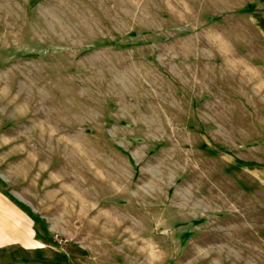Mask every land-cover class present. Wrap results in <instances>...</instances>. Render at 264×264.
Listing matches in <instances>:
<instances>
[{
    "label": "rangeland",
    "instance_id": "obj_1",
    "mask_svg": "<svg viewBox=\"0 0 264 264\" xmlns=\"http://www.w3.org/2000/svg\"><path fill=\"white\" fill-rule=\"evenodd\" d=\"M28 3L0 0V193L36 219V264L48 245L59 264L72 240H110L121 222L109 214L81 234L76 220L125 187L168 210L155 230L175 219L178 238H155L164 264H264V0ZM137 81L146 98L125 100ZM159 100L184 141H153L169 137ZM117 144L137 157V179ZM121 240L130 252L135 238Z\"/></svg>",
    "mask_w": 264,
    "mask_h": 264
},
{
    "label": "crops",
    "instance_id": "obj_2",
    "mask_svg": "<svg viewBox=\"0 0 264 264\" xmlns=\"http://www.w3.org/2000/svg\"><path fill=\"white\" fill-rule=\"evenodd\" d=\"M34 2L35 0H29V3H32V5ZM137 36V30L135 29H131L126 34V37L129 39L136 38ZM119 37L121 38L119 34L115 33L113 39L107 37L103 44H115L116 39ZM158 40V37L155 35L150 39H146L144 44H155L154 42ZM212 74V71H209L207 75L203 77L209 88ZM137 84L138 91L135 92L136 89L127 91V94L125 95L126 98H124L125 100H127L128 95L130 98L137 100L134 102H141L146 98L144 95L146 93V87L142 85L140 86L138 81ZM195 84L196 86L200 85L199 83ZM123 106L127 111H135L134 105L129 104V102ZM168 106L169 105L165 104L163 100H159V105L151 109L155 120L159 123L158 125L166 132H169V137L153 141H173L175 140L174 137H177V142H182L184 140L181 141L176 134V132L179 131L177 128L178 119L173 116L174 114H170L171 108ZM44 115H46V113H44ZM186 126L187 130L194 129L192 124ZM189 141H195V138H190ZM117 149L120 154L127 158V162L132 171V178L137 179L140 174V166L136 161L137 157H134L132 153L128 152L129 150L127 151L126 148H122L118 144ZM135 190L136 189L125 187L123 191L121 189H115L113 195L107 196V200H105L104 197H99L95 205L92 204L86 211L88 214L84 217L81 216L80 220H76V230H80L78 231L80 234L83 233L82 230L87 231L84 230L83 224H89V222L92 223L91 226L97 227V220H102L107 214L111 216V221L121 223H119L118 227L115 226L108 233V237L111 239L106 240L101 245L94 241L90 244L84 241L85 245H83L81 240L78 239L76 241L72 240L74 246L65 245L64 247H59V264H164L167 262L165 259L164 261L163 259H160L163 249L156 245L155 238H178L179 235L169 228L170 225L173 227V224H176L174 222L175 219H167L170 224L165 226L166 231L155 230L156 221H158V219L161 221L163 214L168 216V210L163 209L162 207L152 210L146 205V203L142 202L143 204H140L138 201V194L134 192ZM87 192L83 196L88 197ZM89 192L90 194L88 195L92 197V190L89 189ZM166 194H168V190H166ZM74 196L76 195L74 194ZM160 198L164 199V195H160ZM7 200L8 199H4L2 193H0V264H36V249L34 244L36 219L32 213H30V208L28 206L26 209L23 208L24 206L17 203L12 207ZM129 210L133 211L140 217L146 218L149 221L148 226L143 230L138 228V221L142 219L138 216L136 218V215L132 214ZM40 221L45 223L47 231L50 232L46 223L47 220L43 218ZM40 221L37 219L38 224ZM43 232H45V230ZM92 232H95V230H90L89 235H92ZM89 235H87V237H89ZM126 236L132 237V239L135 238L133 241L135 245L133 246V244H130V247H132L130 252L126 251V245L122 243V240L119 242L116 241L117 238L123 239ZM185 236H187V233ZM138 238L150 240V248L147 249V247H143L140 249L139 241L137 240ZM68 241L69 240L65 238V242ZM135 241H137V243H135ZM48 247L49 249L46 251V254L45 251H43L42 264H47V262H50L51 260L50 245H48ZM44 248H46L45 242ZM142 250H147L148 255L146 254V251L143 253ZM168 254L169 255L166 256L167 259L171 258L174 252L170 249V253Z\"/></svg>",
    "mask_w": 264,
    "mask_h": 264
}]
</instances>
